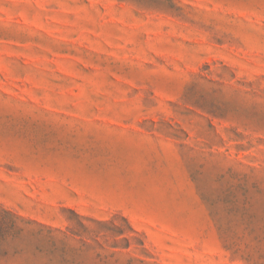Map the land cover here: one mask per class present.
Segmentation results:
<instances>
[{
	"label": "rangeland",
	"instance_id": "rangeland-1",
	"mask_svg": "<svg viewBox=\"0 0 264 264\" xmlns=\"http://www.w3.org/2000/svg\"><path fill=\"white\" fill-rule=\"evenodd\" d=\"M0 264H264V0H0Z\"/></svg>",
	"mask_w": 264,
	"mask_h": 264
},
{
	"label": "trees",
	"instance_id": "trees-1",
	"mask_svg": "<svg viewBox=\"0 0 264 264\" xmlns=\"http://www.w3.org/2000/svg\"><path fill=\"white\" fill-rule=\"evenodd\" d=\"M17 221L22 222L24 219L0 206V237L3 238L10 231L19 235L22 232V229L17 226Z\"/></svg>",
	"mask_w": 264,
	"mask_h": 264
}]
</instances>
